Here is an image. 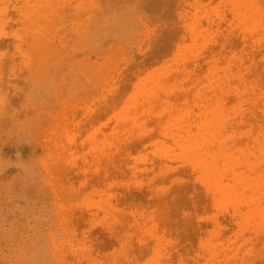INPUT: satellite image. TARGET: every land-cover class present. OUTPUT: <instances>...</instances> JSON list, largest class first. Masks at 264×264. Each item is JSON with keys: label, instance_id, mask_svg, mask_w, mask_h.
I'll return each instance as SVG.
<instances>
[{"label": "rangeland", "instance_id": "1", "mask_svg": "<svg viewBox=\"0 0 264 264\" xmlns=\"http://www.w3.org/2000/svg\"><path fill=\"white\" fill-rule=\"evenodd\" d=\"M61 1L0 0V264H264V0Z\"/></svg>", "mask_w": 264, "mask_h": 264}, {"label": "bare ground", "instance_id": "2", "mask_svg": "<svg viewBox=\"0 0 264 264\" xmlns=\"http://www.w3.org/2000/svg\"><path fill=\"white\" fill-rule=\"evenodd\" d=\"M91 0H88L87 7L89 6ZM94 2H97L98 0H93ZM199 1V0H195ZM225 1V0H223ZM39 4L42 5V8H40L39 11L34 10L33 8H30L29 6H24L23 8L20 9V14L22 15V30H21V36L23 38H27L28 40H39L38 38L41 36L42 33H44L46 28H43L46 26L47 21L50 20V22H53L56 20L58 13L63 9L64 6H62V1L59 0L58 2L56 0H37ZM171 2V0H148V2H145V4H142V6L147 7L151 9L152 12L156 15L157 19L158 17H170L171 13H173L172 6L168 5L167 3ZM199 3V2H198ZM48 4V5H46ZM195 4V3H194ZM230 8L229 12L234 16V17H240L243 15L248 16L249 12L245 11V4L251 5L252 2L250 0H231L230 1ZM85 5V4H84ZM197 5V4H195ZM86 6V5H85ZM166 6H169L168 8H165ZM28 8V9H26ZM6 11L4 9H0V38L5 37L3 30L1 29V26L3 24V18L2 15L6 14ZM251 15L250 17H252ZM178 20H181L182 22H185L183 17L180 15V13L177 14ZM191 22H185L184 25H181L180 27L185 31L186 35L192 38V40H195L199 35H201L200 32L204 31V28H201L200 26V31L198 29V21L196 19L193 20L191 19ZM178 22V21H177ZM181 24V23H180ZM179 24V25H180ZM215 34L218 33V29H214ZM179 38V40H183L184 36L183 35H177L176 32H168L167 29L165 28L164 33L161 34V37H159L157 40H176ZM221 39V38H220ZM25 40V39H24ZM185 42V41H184ZM162 44V43H161ZM161 46V45H160ZM212 72H217L216 69H213ZM215 76L220 77L221 75L218 73L214 74ZM196 80V79H195ZM194 82V81H193ZM170 106L175 107L174 103H170ZM154 110V109H153ZM156 113V112H155ZM154 114V111L152 112ZM154 121V120H153ZM213 141L214 140H219L216 137L211 138ZM202 142L204 143V139H201ZM205 151L208 153L209 150L205 147ZM200 150V149H199ZM203 155H205V153ZM196 156L201 154V151L197 152ZM190 155V154H189ZM193 160V159H192ZM194 161V160H193ZM199 162H196L195 164H198ZM209 163L203 162L201 165H198L199 171H200V176H201V181H203V176L202 173L204 170L208 169ZM232 181V179H231ZM203 185L206 186L204 183ZM207 187L212 190L213 192H217L219 190L217 185L209 186Z\"/></svg>", "mask_w": 264, "mask_h": 264}]
</instances>
